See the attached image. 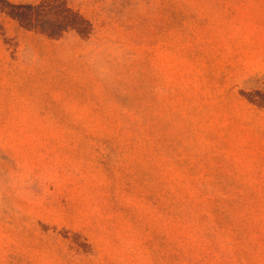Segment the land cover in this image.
Listing matches in <instances>:
<instances>
[{"label": "rangeland", "instance_id": "obj_1", "mask_svg": "<svg viewBox=\"0 0 264 264\" xmlns=\"http://www.w3.org/2000/svg\"><path fill=\"white\" fill-rule=\"evenodd\" d=\"M38 1L0 0V264H264V0Z\"/></svg>", "mask_w": 264, "mask_h": 264}, {"label": "trees", "instance_id": "obj_2", "mask_svg": "<svg viewBox=\"0 0 264 264\" xmlns=\"http://www.w3.org/2000/svg\"><path fill=\"white\" fill-rule=\"evenodd\" d=\"M21 9V12L10 13L20 26L48 37L59 36L68 30L88 36L92 31L90 21L70 8L64 0H39L37 3L21 5ZM262 99L264 98L259 96L250 101L263 106Z\"/></svg>", "mask_w": 264, "mask_h": 264}]
</instances>
